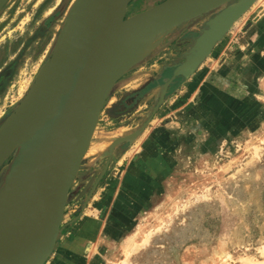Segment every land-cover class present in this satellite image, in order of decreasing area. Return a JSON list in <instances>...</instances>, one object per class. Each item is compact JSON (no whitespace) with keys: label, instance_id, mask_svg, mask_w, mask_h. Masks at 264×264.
<instances>
[{"label":"rangeland","instance_id":"rangeland-1","mask_svg":"<svg viewBox=\"0 0 264 264\" xmlns=\"http://www.w3.org/2000/svg\"><path fill=\"white\" fill-rule=\"evenodd\" d=\"M75 1L2 3L0 126L65 41ZM162 1L131 0L124 20ZM246 2L177 17L114 72L45 264H264V0ZM10 146L0 192L25 148Z\"/></svg>","mask_w":264,"mask_h":264},{"label":"water","instance_id":"water-1","mask_svg":"<svg viewBox=\"0 0 264 264\" xmlns=\"http://www.w3.org/2000/svg\"><path fill=\"white\" fill-rule=\"evenodd\" d=\"M6 1L0 0V8ZM190 1L164 0L127 21L124 17L131 0L75 1L63 29L68 48L48 120L38 138L22 149L17 164L20 177L44 169L50 173L39 228L31 240L1 253L0 264H44L55 247L70 188L86 152L95 119L115 79L113 74L119 70L114 69L113 56L126 40L115 28V22H146ZM215 41V36L209 38L176 72L190 74ZM194 59L193 68L183 70L182 67ZM33 89L0 126V154L4 148L15 144L14 137L25 119Z\"/></svg>","mask_w":264,"mask_h":264},{"label":"bare ground","instance_id":"bare-ground-1","mask_svg":"<svg viewBox=\"0 0 264 264\" xmlns=\"http://www.w3.org/2000/svg\"><path fill=\"white\" fill-rule=\"evenodd\" d=\"M211 1L220 0H191L187 4L173 8V11L166 10L160 17H152L149 21L141 23L132 22L127 27L129 31L126 30V36L124 35L126 41L123 40L121 50L113 56L114 69L127 66L146 53L155 31L170 25L177 17L181 18L205 8ZM122 26L124 25L119 21L115 22V28L120 29ZM67 46L68 41L65 39L56 49L51 62L42 69L37 84L29 96L28 111L18 134L14 137V143L26 146L28 142L36 140L44 129L64 67ZM196 59L185 64L183 70L190 71ZM103 75L105 76L104 73ZM2 154L5 155V152L0 154V160L4 156ZM12 172L8 175L6 173L5 178L9 176V182L0 192V254L10 251L18 243L31 240L38 231L39 216L41 218L43 212V198L50 180L48 169H44L22 175L23 180L14 186L18 175Z\"/></svg>","mask_w":264,"mask_h":264},{"label":"crops","instance_id":"crops-1","mask_svg":"<svg viewBox=\"0 0 264 264\" xmlns=\"http://www.w3.org/2000/svg\"><path fill=\"white\" fill-rule=\"evenodd\" d=\"M17 164L18 162H14L12 163V166L9 167V173H11V171H13L12 173H14L15 175H18V179L17 181L14 183V186L17 185V183H19L21 180H23L22 176L20 177L21 174H18V171H17ZM5 174V173H4ZM3 174V175H4ZM19 180V181H18ZM2 185V184H1ZM6 186V185H5Z\"/></svg>","mask_w":264,"mask_h":264}]
</instances>
